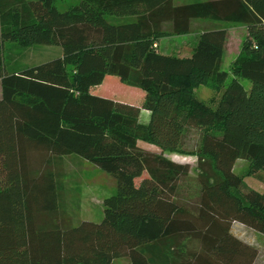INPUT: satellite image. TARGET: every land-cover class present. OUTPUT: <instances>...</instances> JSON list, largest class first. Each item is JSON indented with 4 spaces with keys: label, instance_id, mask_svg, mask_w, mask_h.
Instances as JSON below:
<instances>
[{
    "label": "trees",
    "instance_id": "obj_1",
    "mask_svg": "<svg viewBox=\"0 0 264 264\" xmlns=\"http://www.w3.org/2000/svg\"><path fill=\"white\" fill-rule=\"evenodd\" d=\"M62 1L0 0V264H255L258 250L232 228L240 222L264 235V193L234 166L248 161L246 177L264 184V0H80L61 10ZM197 20L214 27L190 56L157 50L161 39L194 33ZM229 26L248 36L226 86ZM5 42L63 54L7 70ZM107 76L142 90V106L93 95ZM209 84L226 86L214 106L195 93ZM188 128L206 131L192 149ZM166 152L198 158L195 211L178 201L191 166ZM66 156L116 180L101 223L62 216L52 165Z\"/></svg>",
    "mask_w": 264,
    "mask_h": 264
},
{
    "label": "rangeland",
    "instance_id": "obj_2",
    "mask_svg": "<svg viewBox=\"0 0 264 264\" xmlns=\"http://www.w3.org/2000/svg\"><path fill=\"white\" fill-rule=\"evenodd\" d=\"M79 1L64 0L58 3V7L61 10H67ZM202 1L206 0H174L176 5ZM112 20L119 23L131 19L113 18ZM192 26L195 32L191 36H171L161 39L158 43L157 50L167 55L179 57L190 56L201 31L214 27L210 24H204V22H193ZM247 33L248 30L245 26H229L225 52L220 66L221 71L230 74L226 86L232 80L231 68L241 52L244 41L247 39ZM62 54L63 50L59 46L33 45L24 48L16 43H10L8 51L9 70L38 66L57 59ZM240 82L245 86V89H250L251 83L248 80L240 79ZM226 86L221 88V90H217L211 84L202 85L195 90V93L198 99L209 104L213 103L214 106L220 100ZM91 93L95 96L138 106H142L145 98V93L142 90L122 83L116 76H107L102 85L91 89ZM146 115L149 114L143 112L139 119V122L143 125H147L150 122V117ZM205 132V130L188 128L186 148H195ZM138 143L145 150L162 153L161 149L156 145L141 141ZM163 154L173 161L191 166L190 178L181 186L178 201L186 208L195 211L198 207L200 193L197 171L198 158L193 155H182L178 153L166 152ZM52 167L57 175V181L60 186L59 193L61 194L62 205L60 212L62 216L74 224L82 221L101 223L104 218L105 199L113 196L117 192L118 186L116 180L108 173L77 156H66L56 159ZM248 169V161L238 160L234 166V173L239 176H244V181L247 186L263 194L264 184L253 177H246ZM147 176V173H144L138 182ZM232 231L234 235L258 250L259 254L255 264H264V235L240 222L233 224ZM119 262L128 264L127 260H121Z\"/></svg>",
    "mask_w": 264,
    "mask_h": 264
},
{
    "label": "crops",
    "instance_id": "obj_3",
    "mask_svg": "<svg viewBox=\"0 0 264 264\" xmlns=\"http://www.w3.org/2000/svg\"><path fill=\"white\" fill-rule=\"evenodd\" d=\"M195 23H197V22H204V24H208V21H194ZM194 32H195V30H194ZM193 34V33H192ZM192 34H189V35H184V36H177V37H189V36H191ZM200 35V34H199ZM12 46V45H11ZM3 53H4V61H5V66H6V69L7 70H9V60H8V51H9V48H10V43L9 42H5L4 43V46H3ZM2 97H3V92H2V81H1V79H0V100L2 99ZM143 112H146L147 114H149V115H146V116H149L150 117V112L149 111H147V110H142V112H141V115H142V113ZM138 145H139V143H138ZM236 236V235H235ZM239 238V237H238Z\"/></svg>",
    "mask_w": 264,
    "mask_h": 264
},
{
    "label": "built area",
    "instance_id": "obj_4",
    "mask_svg": "<svg viewBox=\"0 0 264 264\" xmlns=\"http://www.w3.org/2000/svg\"><path fill=\"white\" fill-rule=\"evenodd\" d=\"M158 45L156 44L155 47H157Z\"/></svg>",
    "mask_w": 264,
    "mask_h": 264
}]
</instances>
